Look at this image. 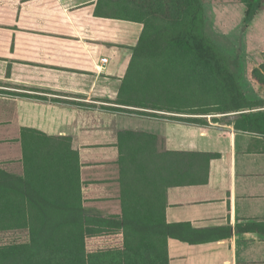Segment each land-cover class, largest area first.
<instances>
[{
	"label": "crops",
	"instance_id": "obj_1",
	"mask_svg": "<svg viewBox=\"0 0 264 264\" xmlns=\"http://www.w3.org/2000/svg\"><path fill=\"white\" fill-rule=\"evenodd\" d=\"M109 4L0 0V81L67 96L0 107V164L22 168L21 127L67 136L82 164L85 208L120 215L118 132L159 136L164 150L218 153L206 181L165 189V221L202 230L198 243L168 238V264H264V136L232 123L201 125L165 116L182 113L113 103L143 24L95 13Z\"/></svg>",
	"mask_w": 264,
	"mask_h": 264
},
{
	"label": "trees",
	"instance_id": "obj_2",
	"mask_svg": "<svg viewBox=\"0 0 264 264\" xmlns=\"http://www.w3.org/2000/svg\"><path fill=\"white\" fill-rule=\"evenodd\" d=\"M241 2L245 23L264 5ZM109 5L95 13L143 24L113 103L189 115L233 113L226 123L264 136V101L246 97L227 56L206 34L203 0ZM176 117L171 119L207 125ZM157 139L118 132L121 214L102 215L84 206L82 164L70 138L21 127L22 173L0 164V232L26 230L28 240L0 244V264H168V238L202 241V230L165 221L164 194L170 186L206 181L208 163L219 154L158 150Z\"/></svg>",
	"mask_w": 264,
	"mask_h": 264
},
{
	"label": "rangeland",
	"instance_id": "obj_3",
	"mask_svg": "<svg viewBox=\"0 0 264 264\" xmlns=\"http://www.w3.org/2000/svg\"><path fill=\"white\" fill-rule=\"evenodd\" d=\"M205 13V32L209 38L227 56L233 73L236 76L243 92L250 100L264 101V5L253 19L245 23V5L241 0H203ZM31 96H43L47 101L62 99L67 96L31 90L21 85L0 81V107L20 108L11 101H22L36 99ZM65 100V99H62ZM79 102L80 99H76ZM35 101H40L36 99ZM260 109H263L260 107ZM16 109H14L15 111ZM230 114V115H229ZM233 113L224 114L211 113L206 115H189L184 117H197L198 121L208 123H226L234 118ZM175 117L176 116H169ZM183 117V116H181ZM216 120V121H214ZM156 148H161V138L156 140ZM1 166L9 171L22 173L20 166L4 164ZM28 240L26 230L0 232V244L7 242H25Z\"/></svg>",
	"mask_w": 264,
	"mask_h": 264
},
{
	"label": "built area",
	"instance_id": "obj_4",
	"mask_svg": "<svg viewBox=\"0 0 264 264\" xmlns=\"http://www.w3.org/2000/svg\"><path fill=\"white\" fill-rule=\"evenodd\" d=\"M102 61H106V58H102Z\"/></svg>",
	"mask_w": 264,
	"mask_h": 264
}]
</instances>
